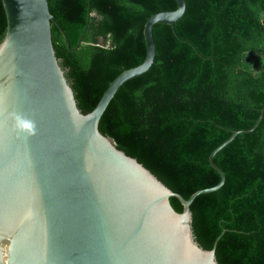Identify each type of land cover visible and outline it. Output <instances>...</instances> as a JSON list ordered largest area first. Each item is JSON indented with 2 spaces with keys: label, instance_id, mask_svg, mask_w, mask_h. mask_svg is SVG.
Here are the masks:
<instances>
[{
  "label": "trees",
  "instance_id": "obj_1",
  "mask_svg": "<svg viewBox=\"0 0 264 264\" xmlns=\"http://www.w3.org/2000/svg\"><path fill=\"white\" fill-rule=\"evenodd\" d=\"M74 47L51 24L52 43L83 113L109 83L146 54L144 23L176 9L175 0H47ZM264 0H185L174 26L154 24L151 66L123 82L99 130L187 199L216 185L210 152L233 130L251 128L264 108ZM6 18L0 0V41ZM100 40L108 42L101 44ZM225 175L217 190L190 205L197 242L215 244L219 264H264V111L249 133L237 134L213 157ZM170 202L178 212L177 198Z\"/></svg>",
  "mask_w": 264,
  "mask_h": 264
},
{
  "label": "water",
  "instance_id": "obj_2",
  "mask_svg": "<svg viewBox=\"0 0 264 264\" xmlns=\"http://www.w3.org/2000/svg\"><path fill=\"white\" fill-rule=\"evenodd\" d=\"M152 14L144 23V60L119 73L95 107L83 113L52 43L51 24L65 46L74 47L50 13L47 0H1L6 31L0 41V264H219L215 244L203 248L192 227L190 205L225 180L214 155L237 134L233 130L208 156L220 176L187 199L172 191L136 158L104 135L99 120L119 86L151 66L154 24L174 23L185 11ZM260 18L264 24V12ZM32 120L36 132L16 128ZM182 205L176 211L170 202Z\"/></svg>",
  "mask_w": 264,
  "mask_h": 264
},
{
  "label": "clouds",
  "instance_id": "obj_3",
  "mask_svg": "<svg viewBox=\"0 0 264 264\" xmlns=\"http://www.w3.org/2000/svg\"><path fill=\"white\" fill-rule=\"evenodd\" d=\"M4 51L3 48H0V54ZM16 128L22 132H27L29 135H33L36 132V124L32 120H21L17 118Z\"/></svg>",
  "mask_w": 264,
  "mask_h": 264
},
{
  "label": "rangeland",
  "instance_id": "obj_4",
  "mask_svg": "<svg viewBox=\"0 0 264 264\" xmlns=\"http://www.w3.org/2000/svg\"><path fill=\"white\" fill-rule=\"evenodd\" d=\"M100 43H101V44L108 45V42H105L104 40H100Z\"/></svg>",
  "mask_w": 264,
  "mask_h": 264
}]
</instances>
